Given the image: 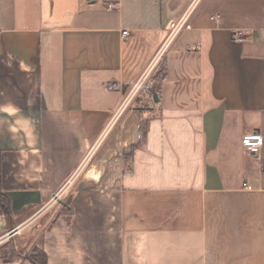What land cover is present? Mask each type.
Wrapping results in <instances>:
<instances>
[{
	"label": "crops",
	"instance_id": "1",
	"mask_svg": "<svg viewBox=\"0 0 264 264\" xmlns=\"http://www.w3.org/2000/svg\"><path fill=\"white\" fill-rule=\"evenodd\" d=\"M252 130L264 0H0V245L54 209L47 264H264Z\"/></svg>",
	"mask_w": 264,
	"mask_h": 264
},
{
	"label": "trees",
	"instance_id": "2",
	"mask_svg": "<svg viewBox=\"0 0 264 264\" xmlns=\"http://www.w3.org/2000/svg\"><path fill=\"white\" fill-rule=\"evenodd\" d=\"M166 62H162V64L158 68L157 72V78L163 79L166 74ZM155 89L159 93V86L155 84ZM147 122L148 119H142L140 124V142L145 141L146 133H147ZM136 146H134L132 149H134ZM131 156V155H130ZM130 156H127L126 159ZM127 164L129 165V161H127ZM0 207L1 210L6 214L8 217L12 213V206H11V198L10 195L4 191L0 186ZM74 211L73 205L71 203V199H67L65 204L61 207L58 214L62 213H68L72 214ZM19 249L18 246L15 244V241L10 240L9 242L5 243L2 247V250L0 251V261L4 259H11V261L19 256ZM32 256L29 257V260L31 264H47V255L44 250L40 249L39 247H35L33 250Z\"/></svg>",
	"mask_w": 264,
	"mask_h": 264
},
{
	"label": "built area",
	"instance_id": "3",
	"mask_svg": "<svg viewBox=\"0 0 264 264\" xmlns=\"http://www.w3.org/2000/svg\"><path fill=\"white\" fill-rule=\"evenodd\" d=\"M190 12L187 10L179 18L170 22V31L166 38V44L173 40L179 33L186 29H190L191 25L189 23ZM123 35H129L128 30H123ZM234 39L237 41L243 40V36L240 32L234 34ZM113 85L110 86L112 88ZM242 145L245 150L252 154H258L264 145V136L259 130H252L246 132L242 136ZM246 188H251L249 185H245ZM14 264H18L15 262Z\"/></svg>",
	"mask_w": 264,
	"mask_h": 264
},
{
	"label": "rangeland",
	"instance_id": "4",
	"mask_svg": "<svg viewBox=\"0 0 264 264\" xmlns=\"http://www.w3.org/2000/svg\"><path fill=\"white\" fill-rule=\"evenodd\" d=\"M1 210V207H0ZM55 215L54 209L50 211V213L42 219L41 223H36L35 225L38 226L39 224L40 229L36 232H34L32 229L31 231L23 234L18 235L13 241H16L15 244L18 246L19 249V256L11 261V259H4L0 261V264H14L17 262L18 264H31L29 257L32 256L33 250L36 247L35 242L36 239L42 229L46 226V224L53 218ZM45 220V221H44ZM5 244V243H4ZM0 245V251L2 250L3 245Z\"/></svg>",
	"mask_w": 264,
	"mask_h": 264
},
{
	"label": "water",
	"instance_id": "5",
	"mask_svg": "<svg viewBox=\"0 0 264 264\" xmlns=\"http://www.w3.org/2000/svg\"><path fill=\"white\" fill-rule=\"evenodd\" d=\"M152 94H153V100L155 101V102H158V94H157V91L153 88L152 89ZM58 199V198H57ZM14 231V230H13ZM13 231H11V234H13L14 232ZM17 231V230H16Z\"/></svg>",
	"mask_w": 264,
	"mask_h": 264
}]
</instances>
